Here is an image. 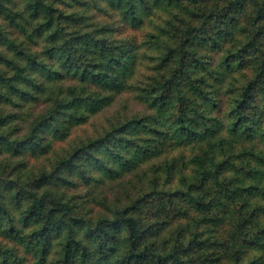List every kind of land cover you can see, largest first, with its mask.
<instances>
[{"label":"trees","instance_id":"1","mask_svg":"<svg viewBox=\"0 0 264 264\" xmlns=\"http://www.w3.org/2000/svg\"><path fill=\"white\" fill-rule=\"evenodd\" d=\"M0 264H264V0H0Z\"/></svg>","mask_w":264,"mask_h":264}]
</instances>
